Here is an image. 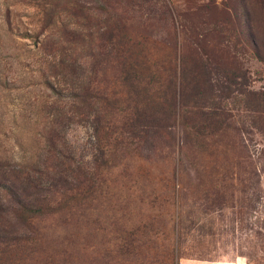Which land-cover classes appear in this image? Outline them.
<instances>
[{"label":"rangeland","instance_id":"1","mask_svg":"<svg viewBox=\"0 0 264 264\" xmlns=\"http://www.w3.org/2000/svg\"><path fill=\"white\" fill-rule=\"evenodd\" d=\"M1 230L0 264H264V0H0Z\"/></svg>","mask_w":264,"mask_h":264},{"label":"trees","instance_id":"2","mask_svg":"<svg viewBox=\"0 0 264 264\" xmlns=\"http://www.w3.org/2000/svg\"><path fill=\"white\" fill-rule=\"evenodd\" d=\"M75 8L77 10H75L76 12H80L81 9H84L81 5L79 4H75ZM73 16H76V13L73 14ZM96 21H98V19H95ZM105 22V20L103 21ZM101 23V22H99ZM106 23H103V27L100 29L101 31L99 32L97 38L99 40H102L104 37V33L107 36L108 39V44L110 45L109 47V53L113 52L115 57H118L121 59V67L122 70H124V81H129L131 77H133V75L135 74L136 70H138L139 68V64L135 61H132V57H131V44H129L128 40H124V36L121 33V29H117V26H112L110 28H108V26L105 25ZM74 35V34H73ZM39 50L44 54H46L47 51V45L42 43V41L39 43ZM168 71V75H166V87L164 88L165 90H171L172 93L175 95L180 94V85H181V74L180 73V68L176 70V68H174L172 71H170L171 73H169ZM156 73H154L153 71L150 73L149 75V79L153 80V82H157V78ZM134 78V77H133ZM155 80V81H154ZM159 88V86L157 87ZM163 91V90H162ZM149 98L151 95H148ZM193 96V95H192ZM91 98L93 99L94 102H98L100 104L104 103L105 101H107L105 98H103L102 96L99 95H92ZM148 99V98H147ZM162 99H164V93H162ZM159 102V101H157ZM107 103V102H106ZM109 106V104H107ZM152 118V117H151ZM103 128L107 131L106 133H108V135L110 136H117L120 133H117V127H115L110 121L105 122L103 124ZM122 131V128H121ZM134 132V130L132 131ZM131 132V133H132ZM116 139V138H114ZM75 174H74V178L72 179L74 182H77V179H81L83 177V174L86 175L87 173H84L83 171H81L80 167H76L75 168ZM66 176V175H65ZM62 174L61 172L59 173V182L63 183L64 185H68V183L65 181V179L62 178ZM90 180V179H89ZM4 189H6L4 186L2 187ZM15 204L21 209L20 212V217H18V219L20 220V224L22 225L23 228H28L29 230H31L30 228V222L29 219L30 218H36V217H40L42 215L45 214V212L49 209L45 204H34V205H28V204H23L20 203V201L17 199V197H15ZM19 222V221H18ZM28 238L26 235H24L23 238H18L16 236H12V232H8V231H0V245H2L4 247L5 250L9 249V248H16L20 242L22 241H27Z\"/></svg>","mask_w":264,"mask_h":264},{"label":"crops","instance_id":"3","mask_svg":"<svg viewBox=\"0 0 264 264\" xmlns=\"http://www.w3.org/2000/svg\"><path fill=\"white\" fill-rule=\"evenodd\" d=\"M177 264H259L243 253H225L223 256L208 259L179 258Z\"/></svg>","mask_w":264,"mask_h":264}]
</instances>
